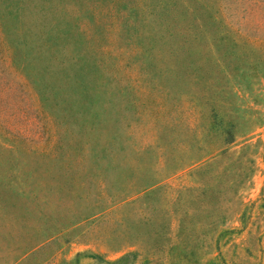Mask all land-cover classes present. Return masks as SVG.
I'll return each mask as SVG.
<instances>
[{
    "label": "rangeland",
    "instance_id": "1",
    "mask_svg": "<svg viewBox=\"0 0 264 264\" xmlns=\"http://www.w3.org/2000/svg\"><path fill=\"white\" fill-rule=\"evenodd\" d=\"M0 264H264V0H0Z\"/></svg>",
    "mask_w": 264,
    "mask_h": 264
},
{
    "label": "trees",
    "instance_id": "2",
    "mask_svg": "<svg viewBox=\"0 0 264 264\" xmlns=\"http://www.w3.org/2000/svg\"><path fill=\"white\" fill-rule=\"evenodd\" d=\"M215 115V114H214ZM225 133H226V137L223 138V142H229L230 140H232V132L231 130H225Z\"/></svg>",
    "mask_w": 264,
    "mask_h": 264
}]
</instances>
